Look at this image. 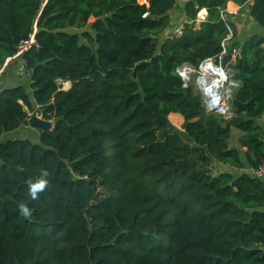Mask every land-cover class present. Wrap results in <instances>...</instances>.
I'll return each instance as SVG.
<instances>
[{"label": "trees", "instance_id": "1", "mask_svg": "<svg viewBox=\"0 0 264 264\" xmlns=\"http://www.w3.org/2000/svg\"><path fill=\"white\" fill-rule=\"evenodd\" d=\"M228 1L187 0L169 37L176 0H0V68L38 41L29 83L0 91V137L35 109L53 122L0 139V264H264V181L245 170L264 163V36L227 41L245 111L208 110L177 70L217 58ZM232 1L264 27V0Z\"/></svg>", "mask_w": 264, "mask_h": 264}, {"label": "built area", "instance_id": "2", "mask_svg": "<svg viewBox=\"0 0 264 264\" xmlns=\"http://www.w3.org/2000/svg\"><path fill=\"white\" fill-rule=\"evenodd\" d=\"M205 12L206 11H204V8L200 9L197 15V20H203L206 15ZM220 12L222 18L227 20V12L225 8H222ZM181 32L182 24L174 27L167 36H178L181 34ZM232 34L233 30L231 27H229L227 35L223 38L221 42L222 49L218 54L217 58L208 57L204 59L198 69L194 68L192 65L189 64H182L177 68L182 78L187 81L189 80V76L187 74H189V72L194 69V71L197 72L195 85L203 96L205 107L209 109L211 106L216 105L217 109L215 111L225 116H231L232 114V92L233 88L237 85V82L234 79L233 72L228 66V61L226 63L222 62L224 55H226L227 53H230L231 56H235V49H233V52H228L227 50V41L232 36ZM37 45L38 41L36 39V28L34 27L26 37L20 40L17 47V51L14 53V56L21 54L23 51L35 47ZM208 63L212 64L224 74V86H217L214 90H212L209 85H206V82L209 81L212 77L211 74L207 73L205 70H203V72L201 73V68H203V66ZM205 73H207V75ZM219 91L220 95L218 94ZM245 170L249 174L254 175L264 181V163H261L256 167H246Z\"/></svg>", "mask_w": 264, "mask_h": 264}, {"label": "crops", "instance_id": "3", "mask_svg": "<svg viewBox=\"0 0 264 264\" xmlns=\"http://www.w3.org/2000/svg\"><path fill=\"white\" fill-rule=\"evenodd\" d=\"M186 1L187 0H176L175 5L169 10L171 21H170L169 27L166 28V30L163 32L164 36H167L174 27L181 25L184 21L189 20L186 17L185 13L182 11L183 6ZM250 3L251 1L243 5H240V4L235 3L232 0H229L226 3L225 10L228 14V19L231 20L232 22V26H233L232 30L234 32V39L237 41H243L247 36L253 33H258L264 36V27L259 26L249 14L248 5ZM204 11H206L205 8H204ZM234 58L235 56L232 55L230 60L232 61L234 60ZM29 81H30V78H29L28 73L25 72L24 70V61H23V58L21 57V54L8 57L0 68V91L2 89L13 86L10 84H13V83L14 84H19V83L28 84ZM63 84L66 85V89H67L70 86V81H64ZM174 114H175L176 119L181 124L183 122L182 115L177 112H174ZM27 127H28V124H22L12 131H17L21 128L27 129ZM238 131L239 130L237 129H233V133L238 132ZM3 135L4 134L1 135L0 139L4 138ZM38 138H39V132L36 134V136H34L32 140H36Z\"/></svg>", "mask_w": 264, "mask_h": 264}, {"label": "rangeland", "instance_id": "4", "mask_svg": "<svg viewBox=\"0 0 264 264\" xmlns=\"http://www.w3.org/2000/svg\"><path fill=\"white\" fill-rule=\"evenodd\" d=\"M92 20V18H90V20L89 21H91ZM69 30H77V29H74V28H70ZM77 31H79V30H77ZM209 64V63H208ZM208 64H205L204 66H203V68H201V73L203 72V70H205L206 72H209L210 74H211V72L209 71V68L210 67H212V65H209V66H207ZM200 74V73H199ZM198 74V75H199ZM206 75H207V73H205ZM188 76H189V78H194V81H195V79L197 78V72L196 71H194V69H192L190 72H189V74H187ZM212 75V74H211ZM212 78L214 77V76H211ZM20 82H21V80H20ZM185 82H187V80H185ZM10 85H17V84H10ZM12 87V86H11ZM62 88L63 89H66V85L65 84H63L62 85ZM173 115H175L174 113H171V114H169V119L171 120V122H173V124H175V125H177V126H180L181 124L179 123V121L176 119V117L174 116L173 117ZM34 134H33V133ZM39 132V129H37V128H33V127H31L30 125H28V127H27V129H19V130H17V131H11V132H7V133H5L4 135H3V137H5V138H29V139H33L34 138V136H36V134ZM239 131L238 132H234L233 133V137H232V139H231V143L233 144L234 142H235V140H236V138H237V136H239ZM34 135V136H33ZM36 141H38V139H36Z\"/></svg>", "mask_w": 264, "mask_h": 264}, {"label": "water", "instance_id": "5", "mask_svg": "<svg viewBox=\"0 0 264 264\" xmlns=\"http://www.w3.org/2000/svg\"><path fill=\"white\" fill-rule=\"evenodd\" d=\"M41 2L44 4L46 0H41ZM231 59V54L227 53L224 55L222 62L226 63L228 60ZM220 95V91L218 92ZM232 105L236 110L245 111L246 104L244 102L239 101L236 98H232ZM217 106L213 105L208 110H216ZM28 125H30L33 128H37L40 130H51L53 128V122L50 119H44L40 115H38V111L35 109L31 112L30 116L27 119Z\"/></svg>", "mask_w": 264, "mask_h": 264}, {"label": "clouds", "instance_id": "6", "mask_svg": "<svg viewBox=\"0 0 264 264\" xmlns=\"http://www.w3.org/2000/svg\"><path fill=\"white\" fill-rule=\"evenodd\" d=\"M47 176H48V171L47 169H41L40 170V175L37 177V179L35 181H30L29 182V195L31 197V199L35 200L38 198V194L44 190V188L47 186L48 184V180H47ZM20 213L27 217L31 214V209L27 206V204H20Z\"/></svg>", "mask_w": 264, "mask_h": 264}, {"label": "bare ground", "instance_id": "7", "mask_svg": "<svg viewBox=\"0 0 264 264\" xmlns=\"http://www.w3.org/2000/svg\"><path fill=\"white\" fill-rule=\"evenodd\" d=\"M209 65H212V64L209 63L207 66ZM209 71L212 74L211 76H214V77L211 78L209 81H207L206 85H209L212 90H214L217 86H224L225 84L224 74L219 69L214 67L213 65L212 67L209 68Z\"/></svg>", "mask_w": 264, "mask_h": 264}]
</instances>
